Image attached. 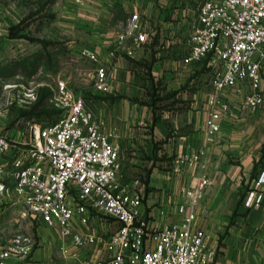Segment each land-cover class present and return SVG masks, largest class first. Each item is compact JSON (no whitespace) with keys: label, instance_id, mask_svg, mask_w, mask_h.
I'll list each match as a JSON object with an SVG mask.
<instances>
[{"label":"built area","instance_id":"1","mask_svg":"<svg viewBox=\"0 0 264 264\" xmlns=\"http://www.w3.org/2000/svg\"><path fill=\"white\" fill-rule=\"evenodd\" d=\"M153 37L140 7L130 14L111 54L132 59ZM81 56L94 68L93 90L106 93V68L92 52L84 50ZM202 62L211 70L215 93L207 101L203 135L207 147L221 132L223 93L246 83L250 95L244 107L255 110L263 103L259 85L264 75V0L204 1L197 8L187 51L181 58L184 67ZM53 102L59 111L56 121L33 127L21 146L0 127V163L11 160L13 193L23 206L21 221L32 219L36 226L78 249L100 245L99 257L83 264H214L215 252L208 246V236L195 227L196 209L212 186L206 176L191 178L205 156L204 148L177 159L175 173L191 178L175 209L179 221L154 227L143 211L140 180L120 182L119 154L112 143L114 130L105 133L84 96L65 83L58 84ZM262 187L264 172L247 194L245 208L262 202ZM99 219L117 225L107 239L77 231ZM63 249L62 254L67 255ZM32 251L33 241L24 236L19 223L18 232L0 250V264H37L32 262Z\"/></svg>","mask_w":264,"mask_h":264},{"label":"crops","instance_id":"2","mask_svg":"<svg viewBox=\"0 0 264 264\" xmlns=\"http://www.w3.org/2000/svg\"><path fill=\"white\" fill-rule=\"evenodd\" d=\"M90 1H98L103 4V7L98 8L94 15L96 17L90 19L85 17L84 21L81 18L80 21L72 20L71 22L84 27L89 26L86 29L92 32L90 38L100 41L97 48L84 49L94 53L99 65L106 68L109 74L107 92L101 94L91 89L85 102L94 111L99 121L103 123L105 133L114 130L112 143L119 154L120 182L129 183L136 179L140 180L143 198L145 199L144 214L148 215L152 226L158 227L164 224H176L179 221L175 209L177 205L181 204V193L188 187L191 178L196 176L208 177L212 186L206 189L203 199L196 209L195 222V227L208 236V231L215 230L216 217L225 212L227 200L233 194V190L234 192L238 190V188L231 189L232 185L240 184L242 178L245 183L248 182L244 176L241 178L238 175L230 176L227 174L225 169L226 156L223 153L226 152V142L231 141V147L234 148L233 152L238 155L240 160H246L243 163H247L249 156L256 157V153L261 149L260 146L257 148L251 144L249 137L252 133L250 131H237V129L233 130L225 126L224 118L231 113L236 96L232 93L225 100L222 99L225 115L222 120L221 132L215 139L217 143L207 147L203 145V135L209 95L199 97L197 101L196 97L193 96L194 103L191 101L190 108L174 117L165 111L153 116L148 108H141L131 103L132 95L135 94L134 89L137 90L134 87L136 84L134 82L135 74L131 73V68L140 67L145 62H149L150 59L155 61V57L163 59V63L168 62V58L171 56L176 58V52L180 50L179 44L181 43L178 39L186 25L191 23L193 17L191 18L189 14H196L197 9L183 8L162 12L160 5L158 3L155 5L153 0ZM111 6L116 9L110 10ZM140 7L142 12L145 11L144 16L149 17L148 24L146 17H143V20L147 27L154 32L153 39L149 40L147 45L136 50L132 59H127L119 54L112 56L111 49L114 41L125 27V16L128 15L129 17ZM118 11L122 12L120 17ZM3 20L4 17L0 15V58L4 55L7 44L12 42L7 37L10 26ZM187 42L185 43L186 51ZM184 53L185 51L182 54ZM149 67L148 65L147 68ZM137 72H143V69L137 68ZM153 72L156 76L160 73L156 64L151 67V73ZM141 84L144 82L138 83L137 87H140ZM242 84L247 85L246 83H239V85ZM259 90L261 95L264 94V75ZM0 127L6 130L1 120ZM6 133L13 138L17 146L24 144V130L10 129L9 131L6 130ZM201 148H204L205 156L201 165L194 169L191 178L186 177L183 173H175L179 156L188 157ZM258 156L257 175L255 179L251 180V184L256 183L264 170V157L261 154ZM0 168V185L4 188V192L0 193V250L7 247L8 242L18 232V224L21 223L24 236L33 241L32 262L34 263L83 264L99 257L100 245L98 244L78 249L72 247L68 242L63 243L53 232L36 226L32 219L21 221L23 206L13 193L15 179L11 160L4 159L1 161ZM252 190L249 188L245 193L242 201L243 208H245L244 203L247 194ZM259 190L263 195L262 202L251 210L247 209L246 213L250 215L252 222L258 216V226L264 229V187ZM92 221L87 229L81 228L77 231L107 239L117 230V225L111 221H104L103 219ZM31 223L37 227L35 232L37 240L39 238V244L36 248L35 237L31 232ZM2 243L3 245H1ZM63 247L67 251V255L62 254ZM261 258L263 260L261 264H264L263 250L261 251ZM214 264L248 263L246 260L243 262V259L239 257L232 259L231 255L226 252L223 259L217 262L214 260Z\"/></svg>","mask_w":264,"mask_h":264},{"label":"rangeland","instance_id":"3","mask_svg":"<svg viewBox=\"0 0 264 264\" xmlns=\"http://www.w3.org/2000/svg\"><path fill=\"white\" fill-rule=\"evenodd\" d=\"M153 1L155 5H160L162 12H170L183 8L195 10L202 0ZM100 7H103L102 3L90 0H0V15L10 26L9 29L17 25L23 28L19 34L22 38L10 40L12 42L7 44L0 58V120L6 130H24L23 139H28L33 127L55 120L57 109L53 98L59 83H65L71 91L80 92L86 100L93 89L94 68L81 56V52L84 48H97L100 41L90 38L92 32L87 30L89 26L71 21L95 18ZM109 9L113 11L116 8L111 6ZM117 13L119 17L122 14L120 11ZM144 13L142 15L146 17ZM189 15L193 18L181 32L184 35L180 33V50L176 52V58L171 56L168 62L163 63V59L155 57V61L150 59L140 67L131 68V73L135 74L134 87L137 89H134L131 103L148 108L153 116L162 111L173 117L180 115L190 108L191 101L194 103L193 96L197 101L199 97L215 95L211 87L213 75L211 70L206 71L209 69L207 66L199 64L187 68L180 63L186 53L185 43L189 39L190 24L195 20L194 13ZM128 18L126 15L125 25ZM148 19L146 17L147 24ZM154 64L160 72L158 76L151 73ZM137 68H142L143 72H137ZM141 82L144 84L137 87ZM232 93L236 100L231 113L224 118L225 126L237 131H250L251 144L261 149L256 157L249 156L247 163H243L246 160H240L233 152L231 141L226 142V152L223 153L226 156L227 174L241 178L244 176L248 182L245 183L242 178L240 184L232 185L231 189L238 190H233L225 212L216 217L215 230L208 231V245L215 252L216 262L221 261L227 252L232 259L239 257L248 264H261L264 229L258 226V216L254 222L251 221L250 215L246 213L251 208H243L242 201L249 188L255 187V182L251 184V180L257 175L258 155L264 157V94L263 103L255 110H248L244 107V101L250 95L249 86H234L221 95V101ZM31 228L36 248L39 244L35 232L37 227L31 223Z\"/></svg>","mask_w":264,"mask_h":264},{"label":"trees","instance_id":"4","mask_svg":"<svg viewBox=\"0 0 264 264\" xmlns=\"http://www.w3.org/2000/svg\"><path fill=\"white\" fill-rule=\"evenodd\" d=\"M204 1H206V0H202L199 4H197V6L195 7V10L204 2ZM197 12V11H196ZM196 15V14H195ZM23 32V28L21 27V25H17V26H14V27H11L9 30H8V39L9 40H14V39H18V38H22V36L21 35H19L20 33H22ZM201 64V63H200ZM202 64H203V67H205L206 66V62H202ZM206 71H210V69H206ZM57 109V108H56ZM58 115H59V111L57 110V114H55V116H56V119H57V117H58ZM56 119L55 120H53V121H46V122H42V123H40L41 124V126H46V125H49V124H52V123H54L55 121H56Z\"/></svg>","mask_w":264,"mask_h":264}]
</instances>
